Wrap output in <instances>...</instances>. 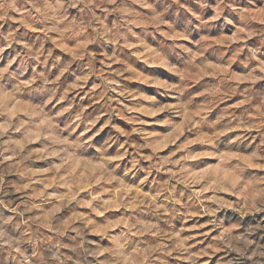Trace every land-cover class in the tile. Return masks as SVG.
Here are the masks:
<instances>
[{
  "label": "clouds",
  "instance_id": "9594fccd",
  "mask_svg": "<svg viewBox=\"0 0 264 264\" xmlns=\"http://www.w3.org/2000/svg\"><path fill=\"white\" fill-rule=\"evenodd\" d=\"M0 264H264V0H0Z\"/></svg>",
  "mask_w": 264,
  "mask_h": 264
}]
</instances>
